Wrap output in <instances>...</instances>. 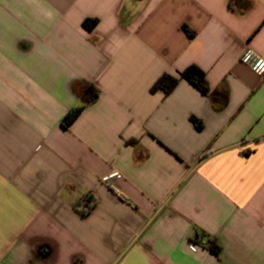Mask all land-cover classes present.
Wrapping results in <instances>:
<instances>
[{
	"label": "crops",
	"instance_id": "obj_1",
	"mask_svg": "<svg viewBox=\"0 0 264 264\" xmlns=\"http://www.w3.org/2000/svg\"><path fill=\"white\" fill-rule=\"evenodd\" d=\"M249 50L264 61V0H0V264H264ZM190 65L208 95L151 92Z\"/></svg>",
	"mask_w": 264,
	"mask_h": 264
},
{
	"label": "trees",
	"instance_id": "obj_2",
	"mask_svg": "<svg viewBox=\"0 0 264 264\" xmlns=\"http://www.w3.org/2000/svg\"><path fill=\"white\" fill-rule=\"evenodd\" d=\"M91 24L92 22L87 21L85 23V26L89 27V25L91 26ZM184 29L188 31L186 27ZM194 34L195 33L192 32L191 36H194ZM180 79H185L186 81H189V83L193 85L195 88H197L201 93L205 95L209 94V86H208V81L206 79V74L197 66H191V65L190 67H188L186 70H184L179 74V78L168 74H164L163 76H161L158 79L157 83H155L154 86L152 87L151 92H156L161 90L165 94H169L176 88ZM99 94H100V90L96 86L94 85L88 86L81 98L83 101V105L73 109L65 116L63 120V126L65 128H69L73 124L75 119H77L79 115L82 113L85 105L96 101V99L99 97ZM192 121L197 125L199 129L201 128V124L198 120L193 118ZM90 209L91 207L88 204H85V206L80 208L78 211L82 216H85L90 211ZM206 237L207 236L205 234H197L196 237L194 238V242L201 243L203 244L202 246L208 247L214 253L219 254L221 249L216 244L215 240L212 239L207 240Z\"/></svg>",
	"mask_w": 264,
	"mask_h": 264
},
{
	"label": "built area",
	"instance_id": "obj_3",
	"mask_svg": "<svg viewBox=\"0 0 264 264\" xmlns=\"http://www.w3.org/2000/svg\"><path fill=\"white\" fill-rule=\"evenodd\" d=\"M243 62L245 64H248L252 67V69L257 72V73H264V61L263 60H255V56L253 54V52L251 50H249L244 58H243ZM115 175L113 176H109L107 178L104 179V183L106 184V186H108L109 188H112L116 193H119L118 190L113 186V182L115 179ZM196 244V243H195ZM198 245H203L201 243H197Z\"/></svg>",
	"mask_w": 264,
	"mask_h": 264
}]
</instances>
